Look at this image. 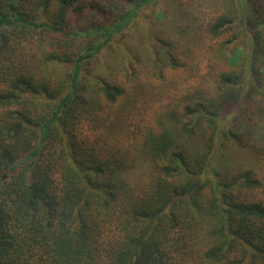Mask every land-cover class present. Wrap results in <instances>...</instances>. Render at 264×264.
I'll list each match as a JSON object with an SVG mask.
<instances>
[{"label":"trees","instance_id":"1","mask_svg":"<svg viewBox=\"0 0 264 264\" xmlns=\"http://www.w3.org/2000/svg\"><path fill=\"white\" fill-rule=\"evenodd\" d=\"M153 1L0 0V264H264V147L210 169L221 133L264 144L261 80L230 61L250 31L264 54V7L214 0L189 62L110 52Z\"/></svg>","mask_w":264,"mask_h":264},{"label":"rangeland","instance_id":"2","mask_svg":"<svg viewBox=\"0 0 264 264\" xmlns=\"http://www.w3.org/2000/svg\"><path fill=\"white\" fill-rule=\"evenodd\" d=\"M181 2L180 4H175L168 0H155L140 7L130 26L123 33L115 36L114 48H109L110 52L121 57L118 46L122 47L123 50L128 47V49L131 48L134 51L135 54L133 55L142 60L143 63H146L150 54L158 50L159 54L161 52L163 55V52L168 49L166 47L167 44L172 42L176 44L173 54L180 61L189 62V59H193L196 56L197 49H195V45H198L197 42L200 41L203 26L208 20L209 10L214 8L215 2L214 0H204V5L203 0H182ZM243 4L245 8L247 6L250 9H255L259 5L264 7V0H244ZM122 13L123 11H118L116 15ZM92 19L94 22L98 21V18ZM251 34V31L246 32L242 39L231 47V67L233 69L236 68V70L239 68L243 69L249 84H254V81L258 78L264 88V54L260 55L255 63H252ZM121 41L124 44H121ZM116 43H119L118 46ZM129 57L131 61L133 59L132 54ZM122 58L119 59L120 63L125 66L126 63L122 61ZM115 62L113 64V62H104L101 59L100 63L96 61V63L87 66L86 69L88 71L98 66V70L101 73L106 69V65L110 67L112 64L113 66L118 64L117 61ZM228 120L230 118H225L222 130L229 126ZM263 147L264 144L259 142L256 147L243 148L227 140L221 133L216 138L214 146L216 154L212 157L210 169L223 173L229 170L257 167L262 163ZM213 170L208 173L212 177L214 176L212 175Z\"/></svg>","mask_w":264,"mask_h":264}]
</instances>
